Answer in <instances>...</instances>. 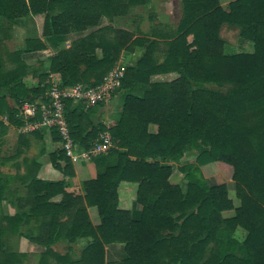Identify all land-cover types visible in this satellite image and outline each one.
I'll list each match as a JSON object with an SVG mask.
<instances>
[{"label": "trees", "instance_id": "trees-1", "mask_svg": "<svg viewBox=\"0 0 264 264\" xmlns=\"http://www.w3.org/2000/svg\"><path fill=\"white\" fill-rule=\"evenodd\" d=\"M145 3L0 0V116L11 125L21 126L15 118L23 103H48L50 75H58L60 88L96 87L122 52L130 54L113 94L121 112L112 126L91 121L94 108L103 103L86 109L64 102L78 150L89 149L103 133L110 135L112 147L91 161L93 178L78 189L72 163L60 148L49 156L62 174L59 181L38 179L32 161L23 173L0 170V214L5 202L16 211L0 218V264L19 262L21 256L4 242L15 234L44 249L38 264H264V0H230L225 7L221 0H180L175 31L156 27L150 37L102 26L103 18L125 17ZM31 18L41 37L54 43L92 30L67 48L55 43L47 70L35 76L34 84L28 83L33 72L20 57L46 45L27 39L13 52L3 45L4 28ZM223 27L237 28L252 51L225 54ZM170 74L169 82L152 81ZM8 100L16 107L9 108ZM51 134L60 142L56 132ZM191 151L194 164L177 168L184 185L172 184L173 165ZM210 163L231 167L237 207L224 184L204 179L200 168ZM123 182L136 185L137 213L119 208ZM89 208L96 210V226ZM31 221L35 227L21 233ZM237 229L245 232L242 241L234 238ZM81 239L89 241L74 260L52 250L58 241ZM112 244L122 246L124 258L106 262L105 246Z\"/></svg>", "mask_w": 264, "mask_h": 264}, {"label": "rangeland", "instance_id": "rangeland-1", "mask_svg": "<svg viewBox=\"0 0 264 264\" xmlns=\"http://www.w3.org/2000/svg\"><path fill=\"white\" fill-rule=\"evenodd\" d=\"M229 1L230 0H221L222 7H225ZM145 2H146L145 5L138 6L136 8H131L129 15L125 17H116L112 21H108L106 18H103L101 20L102 26H110L115 29L124 30V31L130 32L133 36L144 35L147 37H150L152 30L155 29L156 27L165 26L170 31H175L176 24L179 20L180 13H181L180 0H145ZM26 20L27 19H24L21 24H24ZM90 31L92 30L85 31L86 33H84L83 35L78 34L79 36L76 33L71 34V35H75L74 37H71V41L88 34ZM220 38L224 42V53L227 55L236 54L240 52H251L252 51V47H251L252 44L244 42L239 37V30L237 28L223 27L220 30ZM23 48L24 46L22 45L21 46L15 45V44L11 45L12 52L21 50ZM129 55L130 54L126 52H122L120 56V60L115 65V67H120V68L125 67L128 63V58L130 57ZM155 77L152 78V81L169 82L174 78V76H171V74L170 75H159ZM50 83L59 84L56 82H50ZM35 104H40V103L35 102ZM19 112H20V108H18L17 114H19ZM18 117L20 116H17V118ZM18 121L22 122L20 119H18ZM152 126L153 125L149 127V131L151 133H154L156 127L154 126L152 130L151 128ZM17 130L19 133L20 127L17 128ZM41 130H47V129H41ZM1 140L2 139H0V141ZM59 148L61 149V145H59L58 148H55L54 151L58 150ZM195 157H196L195 152H192V151L187 152L185 153L184 157L182 158L179 164L173 165V174L170 178V182L172 184L179 183V184L184 185L182 174L178 171L177 168L179 166L194 164ZM80 163L81 161H76L72 163V166L75 164H80ZM0 170L3 173H5V168L1 165H0ZM200 171L204 179L209 185L224 184L227 188L228 196L233 201L234 206L235 207L238 206L239 202L235 198L234 184L231 179L232 177L231 167L225 164H222V163H210V164H207L201 167ZM17 186L18 185H11L12 188H15ZM22 190L23 189L21 188L19 190L21 191V194H23ZM127 211L134 212V213H137L139 211V207L135 201H133L131 210H127ZM15 212H16L15 209L12 206L7 205L5 202L2 204V212L0 214V218L1 216L10 217L14 215ZM224 214H225V217H229L232 215V211L226 212ZM90 222H91V219H90ZM34 227H35V223L31 221L30 225H28L27 227H23V230H21V233H24L27 229H31ZM244 237H245V232L241 229H237L234 234V238L237 239L238 241H242ZM88 241H89L88 239H81L74 243L58 241L52 247V250L61 256L67 255L72 260H74L79 257L82 249L88 243ZM4 242H5V245L8 246V249L13 254H19L21 256L19 258V262L16 264H38V257L41 253L44 252V249L42 247L29 242L27 239L21 237V235H18V234H15L14 236L6 237L4 239ZM25 244L28 245V247L24 246ZM37 250L39 252L36 253ZM123 258H124V252L120 244H112V245L105 246V261L106 262H111V261L117 262Z\"/></svg>", "mask_w": 264, "mask_h": 264}, {"label": "crops", "instance_id": "crops-1", "mask_svg": "<svg viewBox=\"0 0 264 264\" xmlns=\"http://www.w3.org/2000/svg\"><path fill=\"white\" fill-rule=\"evenodd\" d=\"M31 20L32 19H27L24 24H17L13 28H4L3 45L5 46V52H12V44L24 46L25 40L27 39H39L46 45L45 50L24 53L20 57V61L27 67V71L33 72V76L29 77L27 80L28 83L34 84L37 81L35 76L47 70V59L56 52L54 49L55 43H59V47L64 46L67 48L70 44L71 37L75 35H69L64 40L55 43L54 41H46L41 37L39 25L36 24L34 19ZM84 33L86 32L76 34L83 35ZM49 81L59 83L58 75H50ZM7 105L9 108L16 107L12 100H8ZM120 112L121 103L116 96H112L109 102L94 108L91 121L94 124H102L106 127H110L118 120ZM17 115L15 119L18 120ZM0 120L5 127L4 132H0V139H2L0 141V161L1 159L3 160L5 173H23L29 165V161H32V163H30L32 173H34L38 179L46 181H59L62 179V174L52 167L49 160L50 154L60 145L59 142L53 140L51 131L40 130L39 135L19 134L17 128L20 126L11 125L7 116H0ZM153 127L154 126L151 127L152 130ZM73 171L79 186L78 189H80V183L83 180L95 176V169L91 162L75 164L73 165ZM135 193V184L121 183L118 187L119 208L131 210L133 201H135ZM87 212L92 224L98 225L99 220L96 210L91 208L88 209ZM24 246L28 247L26 244ZM37 252L39 251L37 250L36 253Z\"/></svg>", "mask_w": 264, "mask_h": 264}, {"label": "built area", "instance_id": "built-area-1", "mask_svg": "<svg viewBox=\"0 0 264 264\" xmlns=\"http://www.w3.org/2000/svg\"><path fill=\"white\" fill-rule=\"evenodd\" d=\"M123 68L115 67L106 76L102 84L96 87H85L81 84L60 88L58 84L50 83L47 104L23 103L17 116L22 122L20 134H30L41 129L56 132L60 140L61 150L72 162H91L92 159L105 154L112 141L108 133H103L87 150H78L71 139L64 114V102L72 101L89 109L100 103H107L120 88Z\"/></svg>", "mask_w": 264, "mask_h": 264}]
</instances>
